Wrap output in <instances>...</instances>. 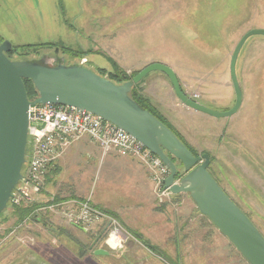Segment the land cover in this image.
<instances>
[{
	"label": "rangeland",
	"instance_id": "obj_1",
	"mask_svg": "<svg viewBox=\"0 0 264 264\" xmlns=\"http://www.w3.org/2000/svg\"><path fill=\"white\" fill-rule=\"evenodd\" d=\"M254 28H264V0H0L4 40L15 45L56 43L38 54L15 59H44L56 64L63 58L67 64H83L99 72L100 68L113 70V58L127 73L154 61L163 62L176 71L188 96L216 111L235 105L231 56L242 36ZM62 44L101 52L72 57L63 51ZM237 76L243 97L232 115L165 110L189 144L212 153L214 178L264 235L263 34H254L244 43ZM146 84L149 95H163L168 105L178 101L161 70L149 72L143 86ZM76 145L68 150L71 154L49 187L58 181L65 191H87L94 199L123 198L120 195L127 189L126 182H110L105 177L106 162L90 159ZM26 166L27 161L22 171ZM47 184L45 180L40 198L43 204L52 196L58 198L56 192L47 191ZM155 195L169 202L160 205L154 201L156 209L143 207L146 215L133 221L117 214L124 239L117 249L106 242L111 232L108 219L85 230L39 210L36 219L17 224L8 203L0 215V264H250L203 216L189 193L174 201ZM130 228L140 231L150 248ZM101 231L102 239L94 245ZM99 247L109 254L94 253Z\"/></svg>",
	"mask_w": 264,
	"mask_h": 264
},
{
	"label": "water",
	"instance_id": "obj_2",
	"mask_svg": "<svg viewBox=\"0 0 264 264\" xmlns=\"http://www.w3.org/2000/svg\"><path fill=\"white\" fill-rule=\"evenodd\" d=\"M254 34L264 35V28L247 31L231 56L230 72L236 102L225 111L213 110L188 96L176 71L163 62H152L131 80L116 83L83 64H67L63 58L56 64H48L44 59H11L6 52L13 44L3 40L0 43V213L8 206L22 177L30 105L34 102L72 105L116 124L159 155L171 168L166 187H170L174 194L189 193L201 213L210 218L250 264H264V235L212 176L209 171L210 154L195 155L168 125L130 96L135 83L149 72L161 70L170 78L177 96L185 105L215 117L232 115L241 106L243 97L237 76V60L244 43ZM24 78H30L37 88L39 95L35 100L29 99ZM173 157L183 164L184 175L179 182H175L178 167ZM94 253L109 254V251L99 247L94 249Z\"/></svg>",
	"mask_w": 264,
	"mask_h": 264
},
{
	"label": "built area",
	"instance_id": "obj_3",
	"mask_svg": "<svg viewBox=\"0 0 264 264\" xmlns=\"http://www.w3.org/2000/svg\"><path fill=\"white\" fill-rule=\"evenodd\" d=\"M194 96L198 98L199 94ZM29 117L27 166L9 200L12 206L42 201L40 198L50 165L58 160L67 146L86 135L99 143L103 153L114 149L120 155L139 159L148 169L154 191L160 198L170 199L173 194L170 187H166L171 168L161 157L134 135L102 116L77 106L34 102L29 107ZM179 181L180 179L175 178V182ZM39 210L54 214L61 221L85 230L108 219L111 232L106 239L107 245L113 249L123 246L120 221L116 216L95 206L89 198L61 199L52 196L35 212Z\"/></svg>",
	"mask_w": 264,
	"mask_h": 264
},
{
	"label": "crops",
	"instance_id": "obj_4",
	"mask_svg": "<svg viewBox=\"0 0 264 264\" xmlns=\"http://www.w3.org/2000/svg\"><path fill=\"white\" fill-rule=\"evenodd\" d=\"M154 62H157V61H154ZM168 79L170 80L169 77H168ZM153 81L154 80H152L151 83H153ZM164 82H168V81L166 79H164ZM146 83H148V85H150V82L146 81ZM170 85L173 87L171 80H170ZM148 88H149V86H147V84H146V87H144V91L147 94H148V92H147ZM173 89H174V87H173ZM170 91H169V93H170ZM172 92H173V90H172ZM149 96L154 101V103L159 107V109L162 111V113L167 117V119L170 123H172V121L169 120L168 117H170V119H171L172 116L168 115L165 109H168L170 111L172 108H173V110L180 109V110L185 111V112H186V110H187V112H190V110H192V112L198 111V110H195V109L185 105L179 99L178 96L176 97V100H178V101H173L174 104L172 103L170 105L166 104V100L162 99L163 95H161V94L159 95V93L157 96H153V95H149ZM172 97H173V95H171V93H170L169 98L171 99ZM168 106H169V108H167ZM171 106H173V107H171ZM177 131L179 132L178 129H177ZM179 134L182 135V133H180V132H179ZM74 144H77L76 146H78L85 153V155L87 157H89L90 159H93L95 161H97L98 159H100V160L103 159L104 162H106L108 169L106 170L105 177L108 179H111L112 181H110V182H112L113 184H114V181H116L117 183H121L120 181L126 182L127 189L126 190L124 189V191L122 192V195H120V197L123 196V198H120V199L110 198V199H108L106 197V198L94 199V198H92L91 194H89L87 191L85 194H83L80 191L78 193L77 192H68L67 190L65 191L63 189V187L61 186V184L58 183V181L54 182L55 185L53 184L55 188L49 187L51 180L56 178V176H57L56 174H58V172L60 171L61 164L65 161V159H67L66 156H69V154H71V151L68 152V150H71V146H73ZM71 146L69 147V149L64 153V155L61 158H59L57 161L53 162L50 165L48 172H47V175H46V180L48 182V184H47L48 186L46 187L47 191L56 192V194L58 195V198H62V199H67V198H71V197H77V198H81V199L82 198H84V199L89 198L95 206H97L101 209L111 210L118 215L120 214L127 221H131V220L133 221L136 217H139V216L142 217V216L146 215V213L142 211L143 207H148L150 209L151 208L156 209L158 204L161 205L163 203L169 202V201L159 200L158 198H156V195L154 193L153 181L151 180L149 171L146 168V166L139 159L132 157V156L120 155L114 149L110 150L107 153H103V150H102L101 146L99 145V143L94 141L90 136H87V135L83 136L80 139H78L77 141H75ZM186 193L187 192L177 193L178 195H174L172 197L173 201L182 198L183 196L186 195ZM150 195H155V197L150 196ZM124 197H125V199H124ZM152 198H153V200H152ZM154 201L155 202L157 201L158 204H154V206H153ZM150 203L152 204V207L149 205ZM147 204H148V206H147ZM136 214H137V216H135ZM133 216H135V217L133 218ZM206 219L210 220L208 217H206ZM138 232H140V231H138ZM7 241H10V239H7Z\"/></svg>",
	"mask_w": 264,
	"mask_h": 264
},
{
	"label": "trees",
	"instance_id": "obj_5",
	"mask_svg": "<svg viewBox=\"0 0 264 264\" xmlns=\"http://www.w3.org/2000/svg\"><path fill=\"white\" fill-rule=\"evenodd\" d=\"M3 36L0 34V43L3 41ZM53 44H56L55 42H42V43H25V44H13L12 48L6 52V54L11 58V59H15V56L17 57H24L25 55L28 56L32 53L38 54L40 52L41 49L43 48H49L51 47ZM63 51L72 56V57H79V58H83L86 55L92 53V52H101V51H94V49H75L71 46H67V45H63L62 47ZM111 63H112V67L113 70H107L106 68H100L99 69V74L102 76H106L108 78H110L111 80H113L116 83H123L127 80H131L141 69L135 70L132 73H127L126 70H124V68H122L117 61H115L113 58H110ZM145 81V77L140 80L138 83H135L130 91V96L135 99L139 104H141L143 107L147 108L148 110H150L155 116H157L161 121H163L166 125H168L175 133L176 135L188 146V148L195 154V155H200L202 153H209L211 156V162L209 165V171L211 172L212 176L213 175V162H214V156L212 155L211 152L207 151V150H202L199 151L198 149H196L194 146H192L191 144L188 143V141L185 140V138L179 134V132L177 131V129L175 128V126L170 123L167 119V117L162 113V111L159 109V107L154 103V101L151 99V97L144 91V86L143 83ZM180 81V79H179ZM181 83V82H180ZM24 84L27 90V94L30 100H35L38 95L39 92L37 90V88L35 87L33 81L30 78H24ZM182 86V85H181ZM182 89L185 91V89L182 86ZM174 161H176L178 170H177V174H176V179H181V177L184 175V170H183V164L178 161L175 157H173ZM174 195H178V194H172L170 197V201L172 200V197ZM77 198V197H76ZM41 201H34L32 203H24L21 205H13V212L15 213V215L17 216V224L19 222H22L23 220L27 219V218H32V219H36L37 217V213H35V210L41 206ZM105 212L117 216L118 215L108 209H103ZM3 213V211L0 213V215ZM248 215V214H247ZM205 217H208L206 215H204ZM209 218V217H208ZM251 219V218H250ZM61 221V220H60ZM67 224V223H66ZM69 225V224H67ZM256 225V224H255ZM131 229V228H130ZM131 231L135 234V236L137 238H139L145 245H147L148 247H150L151 245L149 244V242L147 240H145L142 237V234L140 232H138L135 229H131ZM152 248V247H151Z\"/></svg>",
	"mask_w": 264,
	"mask_h": 264
},
{
	"label": "flooded vegetation",
	"instance_id": "obj_6",
	"mask_svg": "<svg viewBox=\"0 0 264 264\" xmlns=\"http://www.w3.org/2000/svg\"><path fill=\"white\" fill-rule=\"evenodd\" d=\"M58 48L56 49V51L58 52ZM102 236H103V234H102V231L100 232V233H98L97 235H96V237H95V240L97 239V238H99L98 240H100V239H102ZM98 240H97V242H98ZM93 243H94V241H93Z\"/></svg>",
	"mask_w": 264,
	"mask_h": 264
}]
</instances>
